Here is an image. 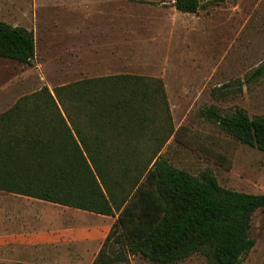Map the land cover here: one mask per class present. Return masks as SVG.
<instances>
[{
    "label": "trees",
    "instance_id": "trees-1",
    "mask_svg": "<svg viewBox=\"0 0 264 264\" xmlns=\"http://www.w3.org/2000/svg\"><path fill=\"white\" fill-rule=\"evenodd\" d=\"M209 1L174 6L198 14ZM35 57L33 31L0 21V58L30 65ZM263 73L259 67L250 80ZM202 115L264 152V116L214 107ZM171 118L157 78L44 87L0 114V191L117 217L93 264H129L130 255L176 264L195 254L207 264H241L256 244L250 230L264 194L223 188L211 171L194 176L160 156L174 134L164 125Z\"/></svg>",
    "mask_w": 264,
    "mask_h": 264
},
{
    "label": "rangeland",
    "instance_id": "rangeland-1",
    "mask_svg": "<svg viewBox=\"0 0 264 264\" xmlns=\"http://www.w3.org/2000/svg\"><path fill=\"white\" fill-rule=\"evenodd\" d=\"M68 7L69 0H0V21L33 31L37 50L30 65L0 58V114L44 87L53 92L92 79L66 68L63 27L73 20ZM170 9L139 11L156 36L150 34L155 38L142 45L130 68L164 75L157 79L165 86L172 117L164 125L173 124L174 134L159 155L194 176L211 171L223 188L264 194V152L241 144L202 115L214 107L222 115L243 109L251 118L264 116V73L250 80L264 67V0H210L198 14L177 15L174 33ZM73 18L79 20V13ZM56 24L61 31L53 29ZM82 215L87 226L108 227L105 239L117 220ZM250 236L256 244L241 264H263L264 208L254 213ZM129 264L156 263L130 255ZM176 264L207 261L195 254Z\"/></svg>",
    "mask_w": 264,
    "mask_h": 264
},
{
    "label": "crops",
    "instance_id": "crops-1",
    "mask_svg": "<svg viewBox=\"0 0 264 264\" xmlns=\"http://www.w3.org/2000/svg\"><path fill=\"white\" fill-rule=\"evenodd\" d=\"M163 1L69 0L73 20L65 23L62 41L65 61L70 62L67 70L83 78L163 77L130 69L150 34L156 36L139 11L171 8L173 33L176 16L186 15L176 10L175 0L169 6ZM77 13L79 20L73 18ZM59 26L52 27L61 31ZM82 213L86 212L0 191V264H93L108 227L87 226Z\"/></svg>",
    "mask_w": 264,
    "mask_h": 264
}]
</instances>
